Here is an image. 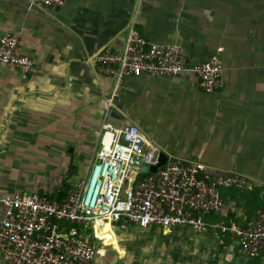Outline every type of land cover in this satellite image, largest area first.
<instances>
[{
  "label": "crops",
  "instance_id": "1",
  "mask_svg": "<svg viewBox=\"0 0 264 264\" xmlns=\"http://www.w3.org/2000/svg\"><path fill=\"white\" fill-rule=\"evenodd\" d=\"M132 24L151 42L179 45L193 64L224 46L223 89L205 93L184 72L127 78L114 95V79L93 57L123 50ZM12 33L35 67L23 78L0 65V195L55 193L71 178L70 161L91 166L105 123L138 126L168 158L247 176L263 204L264 0H71L63 8L2 0L0 37ZM222 197L215 216L254 218L248 197L231 189Z\"/></svg>",
  "mask_w": 264,
  "mask_h": 264
},
{
  "label": "built area",
  "instance_id": "2",
  "mask_svg": "<svg viewBox=\"0 0 264 264\" xmlns=\"http://www.w3.org/2000/svg\"><path fill=\"white\" fill-rule=\"evenodd\" d=\"M70 1L33 0L50 8H63ZM19 46L20 34L1 36L0 65L15 67L26 78L35 61L21 53ZM224 52V46H219L207 60L189 63L179 45L151 42L132 24L123 50L105 49L93 62L99 74L114 79V95L127 78L184 72L195 74L201 90L212 94L224 87ZM159 153L138 126L116 128L104 123L91 166L62 202L42 192L0 195L3 260L7 264H92L104 242L99 231L119 222L120 229L223 234L241 257L264 255V203L242 225L206 222L224 210L223 190L251 192L257 188L254 181L242 174L216 175L201 162L176 157L168 158L155 173L144 172L145 167L157 164ZM142 173L147 175L142 177Z\"/></svg>",
  "mask_w": 264,
  "mask_h": 264
},
{
  "label": "rangeland",
  "instance_id": "3",
  "mask_svg": "<svg viewBox=\"0 0 264 264\" xmlns=\"http://www.w3.org/2000/svg\"><path fill=\"white\" fill-rule=\"evenodd\" d=\"M84 164L78 167V174L72 175L69 182L75 184L84 176L88 170ZM107 226L99 231L104 242L101 253L92 264H248L249 259L241 257L234 244L219 250L216 236L189 229L163 233L136 228L120 229L114 223L110 229Z\"/></svg>",
  "mask_w": 264,
  "mask_h": 264
},
{
  "label": "trees",
  "instance_id": "4",
  "mask_svg": "<svg viewBox=\"0 0 264 264\" xmlns=\"http://www.w3.org/2000/svg\"><path fill=\"white\" fill-rule=\"evenodd\" d=\"M69 170L71 172L70 177L72 175L74 176V175L78 174V172H77L78 167L76 165H74L73 161H70V163H69ZM144 174H146V173H142V177L145 176ZM73 187H74V184H72L68 180H64L61 184V187H59V189L56 190L55 193H53V194L52 193H46V194L50 198H52V199L54 198V199L58 200L59 202H62L68 196L69 192L73 189ZM257 189L258 188H256L255 190H253L251 192H246V193H240L235 189H231V190L237 191L242 196L248 197L250 199L248 208L254 210L255 212L253 214H255V215L257 213V210L260 209L263 205V204L260 206L258 205V201L260 200V198H259L260 196H259V192ZM42 193H45V192H42ZM215 215H217V214H214L211 216H215ZM255 215H254V217H255ZM228 222L229 221L227 218L225 219V218L220 217V216H215L214 218L212 217V220H210V223H208V224L214 225V224H221V223H228ZM238 224L242 225L244 223L242 222V223H238ZM117 225L121 226L122 222H119ZM126 228H135V227H126ZM136 229H138V228H136ZM147 230H149V229H147ZM151 230L157 231L156 229H151ZM218 237H216V238L218 239L217 243H218L219 250H225L228 247L232 246V241L226 235L219 234ZM247 262H248V264H263L264 263V255L253 258V259H249Z\"/></svg>",
  "mask_w": 264,
  "mask_h": 264
},
{
  "label": "water",
  "instance_id": "5",
  "mask_svg": "<svg viewBox=\"0 0 264 264\" xmlns=\"http://www.w3.org/2000/svg\"><path fill=\"white\" fill-rule=\"evenodd\" d=\"M109 117L111 119L117 120L118 119V114H116L115 111L111 110L109 113ZM72 152V151H71ZM168 160V155L165 152L160 151L158 155V162L155 165H151L149 168L145 167L143 169L144 172H151L155 173L160 167H162Z\"/></svg>",
  "mask_w": 264,
  "mask_h": 264
},
{
  "label": "bare ground",
  "instance_id": "6",
  "mask_svg": "<svg viewBox=\"0 0 264 264\" xmlns=\"http://www.w3.org/2000/svg\"><path fill=\"white\" fill-rule=\"evenodd\" d=\"M107 227H108V229H110V226H109V225H108ZM101 250H102V249H101ZM100 253H101V251H100Z\"/></svg>",
  "mask_w": 264,
  "mask_h": 264
}]
</instances>
